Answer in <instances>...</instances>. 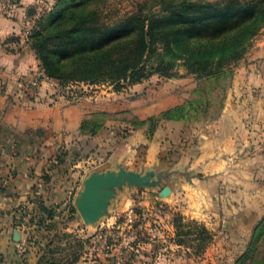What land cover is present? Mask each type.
Wrapping results in <instances>:
<instances>
[{
	"label": "rangeland",
	"instance_id": "obj_1",
	"mask_svg": "<svg viewBox=\"0 0 264 264\" xmlns=\"http://www.w3.org/2000/svg\"><path fill=\"white\" fill-rule=\"evenodd\" d=\"M58 1L37 4L31 33L50 26L48 17ZM94 7H101L112 19L139 7L166 13L162 0H99ZM179 37L188 46L177 55H194L193 59L209 63L193 71L179 59L172 75L153 73L150 68L159 55H172L160 45L142 76L121 82L118 89L108 78L95 83L65 76L63 82L47 76L41 79L51 103L96 96L114 98L127 109L109 117L100 113L105 121L101 128L110 119L120 123L113 143L88 146L77 155L72 153L73 158L60 148L50 167L43 168V182L55 178L59 183L66 176L72 182L62 197L55 194L51 204L31 197L4 201L8 186L6 169L0 166V264H264V153L248 146L247 153H233L231 165L217 173H212V167L204 172L200 168L204 162L198 161L202 136L211 137L212 150V122L222 112L241 58L225 76L212 79V35L196 40L188 30ZM162 126L173 128L170 134L177 130L179 137L168 142L167 166L123 167L126 176L100 186V191L109 192L105 208L95 220H84L76 184L95 173L100 158L94 155L112 151L135 129L153 134ZM164 187L170 192L162 193Z\"/></svg>",
	"mask_w": 264,
	"mask_h": 264
},
{
	"label": "crops",
	"instance_id": "obj_2",
	"mask_svg": "<svg viewBox=\"0 0 264 264\" xmlns=\"http://www.w3.org/2000/svg\"><path fill=\"white\" fill-rule=\"evenodd\" d=\"M13 3L12 14L0 13V166L6 169L8 186L2 199L13 203L31 197L51 204L55 194L62 197L72 182L67 176L59 183L55 178L43 182V168L50 167L60 148L70 157L88 146L113 143L120 123L110 119L101 128L105 121L100 113L106 112L109 117L127 109V105L96 96L75 103L59 98L51 103L46 98V83L31 87L29 79L40 69V62L23 29L28 20L35 18L38 2ZM90 126H96V134H90ZM172 129L162 126L153 134L145 129L133 130L112 151L94 155L100 158L95 170L108 173L123 167L148 170L167 166L169 160L164 157L171 147L168 142L179 140L177 130L170 134ZM210 144L209 135L199 139L202 151L198 161L204 162L200 168L206 173L211 167L212 173L229 167L232 154L247 153L249 147L264 153V27L235 66L222 112L212 122V150ZM81 189L79 182L76 193Z\"/></svg>",
	"mask_w": 264,
	"mask_h": 264
},
{
	"label": "trees",
	"instance_id": "obj_3",
	"mask_svg": "<svg viewBox=\"0 0 264 264\" xmlns=\"http://www.w3.org/2000/svg\"><path fill=\"white\" fill-rule=\"evenodd\" d=\"M98 1L59 0L48 17L50 26L33 30L27 42L47 77L94 83L108 78L118 89L142 76L160 45L172 55H159L151 72L170 76L179 59L198 71L209 61L177 55L187 50L179 35L189 30L196 40L212 35V79L219 80L264 27V0H162L165 14L139 7L118 19L94 7Z\"/></svg>",
	"mask_w": 264,
	"mask_h": 264
},
{
	"label": "water",
	"instance_id": "obj_4",
	"mask_svg": "<svg viewBox=\"0 0 264 264\" xmlns=\"http://www.w3.org/2000/svg\"><path fill=\"white\" fill-rule=\"evenodd\" d=\"M89 178L85 179L82 189L78 194L79 201L78 210L86 221L95 220L102 209L105 208V199L109 192L107 190L100 191V186L111 185L117 183L122 176H126L122 169L117 172L101 173L95 170ZM126 172V171H125ZM118 176L116 177V175ZM168 191L167 187L162 189V193Z\"/></svg>",
	"mask_w": 264,
	"mask_h": 264
},
{
	"label": "built area",
	"instance_id": "obj_5",
	"mask_svg": "<svg viewBox=\"0 0 264 264\" xmlns=\"http://www.w3.org/2000/svg\"><path fill=\"white\" fill-rule=\"evenodd\" d=\"M40 1L41 0H37L38 4H40ZM14 3H13V0H0V13L2 14H12L13 12V9H14ZM35 25V19H30L28 20V22L26 23L23 31H24V35H25V38L29 39L30 37V34H31V30L32 28L34 27ZM45 78L46 75L44 73V71L42 70V68L40 67V69L34 73H32L30 79H29V85L31 87H38L41 85L42 83V78ZM72 93V91H71Z\"/></svg>",
	"mask_w": 264,
	"mask_h": 264
},
{
	"label": "bare ground",
	"instance_id": "obj_6",
	"mask_svg": "<svg viewBox=\"0 0 264 264\" xmlns=\"http://www.w3.org/2000/svg\"><path fill=\"white\" fill-rule=\"evenodd\" d=\"M169 192H170V191H168V193H169ZM168 193H167V194H168Z\"/></svg>",
	"mask_w": 264,
	"mask_h": 264
}]
</instances>
